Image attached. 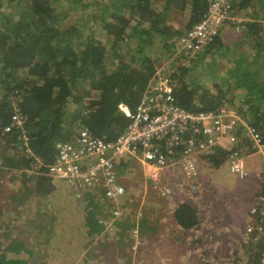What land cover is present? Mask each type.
I'll use <instances>...</instances> for the list:
<instances>
[{
  "label": "trees",
  "instance_id": "1",
  "mask_svg": "<svg viewBox=\"0 0 264 264\" xmlns=\"http://www.w3.org/2000/svg\"><path fill=\"white\" fill-rule=\"evenodd\" d=\"M64 1L69 8L86 9L90 5V0H3L8 11L0 10V167H38L35 188L31 190L38 197L48 196L55 189L51 178L43 173L56 157V143L70 139L82 126L106 141L115 140L130 122L120 105L130 113L135 111L156 65L164 56L172 55L180 37L202 19L209 5V0H109L99 19L107 47L91 33L84 38L78 29L64 28L60 20L66 9L57 8ZM155 2H161V7H154ZM4 3L0 2V7ZM233 14L251 18L240 24L242 34L254 37L255 55L233 62L235 66L227 76H221L222 82L215 83L214 89L204 84L191 86L186 77L192 66H198L179 65L169 75L176 81L173 96L179 106L192 112L214 111L237 97L241 100L238 113L264 137V32L260 21L264 19V0H237ZM174 19L178 26L173 24ZM219 36L197 55L203 52L213 57L224 49ZM155 46L161 49L160 55H154ZM234 90L241 91L235 94ZM16 107L26 121L22 127L11 126L10 131L3 133V128L11 125ZM22 135L28 137V147L22 145ZM228 154L229 151L216 148L206 160L219 167ZM262 184L264 189V181ZM92 190L100 191L103 198L101 189ZM94 198L87 194L83 207L90 235L105 230V225L98 221L101 204ZM102 216L111 217L112 213ZM172 216L184 231L199 224L196 205L189 199L180 202ZM121 220L115 222L119 230L114 244L118 256L129 260L132 241L124 242V235L135 225L124 217ZM157 225V220L144 216L137 227L141 236L153 241ZM76 226V222H66V213H60L50 241L56 239L60 230L69 234ZM10 235L8 231L2 234ZM1 246L4 253H0V264H29L23 255L28 251L26 245L18 237H10ZM247 249L243 264H261L259 253Z\"/></svg>",
  "mask_w": 264,
  "mask_h": 264
},
{
  "label": "built area",
  "instance_id": "2",
  "mask_svg": "<svg viewBox=\"0 0 264 264\" xmlns=\"http://www.w3.org/2000/svg\"><path fill=\"white\" fill-rule=\"evenodd\" d=\"M236 1L209 0L202 19L180 37L169 61L186 65L189 59L216 39L227 22L239 30L244 20L233 14ZM162 72L160 67L156 68L133 113L120 105V109L130 117V122L115 140L106 141L82 126L70 139L56 143V157L43 173L51 179L67 180L78 197L82 188L101 189L103 198L114 203L111 221L106 223L103 218L99 219L100 223H106V229L111 228L113 221L122 215L118 202L125 194V188L116 169L122 161L136 160L144 168L148 166L153 188L162 196H169L172 190L160 184L161 173L178 170L186 189L194 193L199 189L198 160L213 154L216 148L229 151L225 162L229 172L239 178L249 174L241 144L247 147L248 154L264 156V137L234 106L224 104L214 111H189L175 102L174 81L170 74L163 75ZM15 109L11 125L5 126L3 133L10 131L11 126L22 127L26 121L20 109ZM19 139L23 146L28 147L26 135ZM28 171L39 172L38 167ZM257 179L259 189L251 198L247 210L250 220H247L240 243L251 248V252L259 253V261L264 264V170ZM136 214L139 218L141 211ZM131 234L130 250L137 261L142 242L137 226Z\"/></svg>",
  "mask_w": 264,
  "mask_h": 264
},
{
  "label": "rangeland",
  "instance_id": "3",
  "mask_svg": "<svg viewBox=\"0 0 264 264\" xmlns=\"http://www.w3.org/2000/svg\"><path fill=\"white\" fill-rule=\"evenodd\" d=\"M108 1L109 0H90V5L86 9L78 6L69 8L66 1H64L61 4L57 5V8L59 10H63L62 8L66 9V14L63 16L64 18H61L60 21L64 28L70 30L74 28L78 29L80 31V36L84 38L91 33L90 35H93L97 39L101 40L108 47L109 43H107L106 41V37L104 36L105 33L101 27L99 20L100 15L105 14L102 8L104 7V5H107L109 3ZM0 2L4 3L3 0H0ZM160 4L161 2H155L153 6L156 8H160ZM5 6L6 5L4 3L0 7V10H5L7 12L8 8H5ZM95 16H97V18H95ZM173 24L175 26L179 25L176 19H174ZM233 30L236 32H234V34L233 32L231 34L229 32L231 38H227V40H224V49H220L219 53L212 57L211 54L202 52L196 55L194 57V60L186 63L187 65H189L190 63L198 66L197 68L192 66L190 68L191 72L186 77V79H189L191 86L196 87L197 85L204 84L206 87L214 89V84L216 83V81H219V83H217V85H219L222 82L221 76L228 75V73H219L218 69L221 70L220 72H224V70H226L228 66H233V62H236L242 58H247V52L250 51L251 53V51H253V48L251 47L254 44V37L248 34H242L241 28L239 30L233 28ZM242 35L246 37V40L240 41L239 44V40H235V38H239ZM130 43L133 47L135 41L132 40L130 41ZM121 48H124V45H122ZM241 50H243V53L240 52ZM250 53L248 54L250 55ZM160 54L161 49L155 46L154 55ZM169 59L170 56L166 55L161 59V62L156 65V68L160 67L162 69L163 75L172 74L170 72L175 70L177 66L183 65L181 62L169 61ZM247 59L249 60L250 58ZM176 74L178 75L179 73ZM227 79L229 81V84L233 86V84H231V79ZM173 81L176 84V81ZM240 91L241 90H234V93H240ZM225 104L234 106L236 109H239L238 107L241 104V100L237 97H234L232 102L227 100L225 101ZM241 150L243 152V148H241ZM206 157L207 156H202L198 160L199 181L201 187L203 185V181H206L210 186L209 189L204 192L203 196L199 195L197 190V198H194V193L186 189L183 176L179 173L178 170L161 173L160 184H164L170 187L172 190L169 196H162L157 189L153 188V183L149 177L150 171L148 166H145L144 168L143 165H141V163L136 160L122 161L117 165L116 169L118 172V179L125 188V194L118 202V206L120 207V209H122V215L115 219L112 224L113 226L111 228L105 229L104 232L114 233L117 229L115 227V222L122 221L118 219H122L123 217L129 220L130 223L135 225L134 227L138 226V222L144 216H146L150 221H158L157 230L154 234L153 239L154 242L148 241L146 239V248L144 247V238L140 235L141 232L138 228V233L141 236L142 241L140 248H138L139 256L137 261H135L134 256L136 255H132L129 264H163L164 262L167 263V260H171L170 258H163V253H161L162 251H160L159 248L157 250V247H153V244L155 243V241H157L158 243L160 237L162 239V234H160V231H162L164 228L161 227L164 225L165 219L167 223H169L168 221H172L171 219L168 220V217L170 216V210L174 207V204H178L179 202L185 201L187 199L193 201L196 205L200 225L196 227L198 229L194 228L191 232H188L190 236H188L187 234L181 236V239L183 238V247H189V249L194 251V255H196V260H199V264H236V261H238V264H243L246 262L248 249L245 246L241 245L240 237L243 234L244 228L247 223V220L245 219V213L247 212L251 198L255 193L254 189H256L255 176L257 173L261 172V170L264 169V156L256 153L248 154L243 152L245 168L249 173L248 176L244 178H239L236 175L230 173L226 162L218 168L211 165L206 160ZM11 188L15 189V187L13 186H11ZM58 190L60 192L66 191L68 190V187H59ZM99 192L100 191L95 192L92 190L88 193L99 199L102 214H100L98 219L103 218L107 223L108 219L109 222L111 221V217H105L102 215L110 212L111 208L114 206V203H110L107 199H102V197L99 195ZM68 195L69 199L65 204L66 207L60 209L61 213L65 214L68 210H74L76 211L75 213L77 216H84L82 215L84 213L83 210L79 212L82 205L80 201H82L83 196L81 199L76 198L78 196L76 195L75 191H73V194L69 192ZM237 197L239 198L237 199ZM95 198L94 200L96 201ZM36 199L32 201V204L36 205ZM199 199L200 202H198ZM57 204H59V202ZM137 211H141V215L139 216V218H137ZM23 212L28 213V220L31 222L30 209L25 207L23 208ZM16 215L17 213H14L11 215V217L15 218L14 216ZM53 215L54 214L49 212L48 217L46 216V226H50V220H52ZM44 219L45 217L42 216V218H40V221H43ZM10 223L13 226L20 224V222L16 221ZM224 224L228 225L227 228L229 229L230 236L233 238L232 241L228 242L229 244L227 243V247L226 243H223V246H220L221 243H219V240H221L222 242L223 239L221 234H217L225 231V228H221ZM217 226L220 228H218ZM83 228V222H81L80 228L76 230V232H81L82 234L81 244L83 245L85 242H87L89 250L96 251V249L94 248L97 246L95 237H86ZM132 229L133 227L127 229L126 234L124 235V242L131 241L130 238H132ZM168 229H170V226H168ZM21 230L22 234L25 230L23 228ZM7 231L10 232V229H8ZM193 231L197 233L196 235L200 238L196 237ZM215 231L217 232L215 233ZM172 232L175 231L172 230ZM52 233H55V227L53 228ZM47 235L48 233H44L42 231L43 238H45ZM67 236L73 237L75 235L73 232H71L67 234ZM10 237L14 238L16 236H14L13 234L9 237H3V242L0 245L4 246L5 244H7L10 241ZM173 237L175 238V235H173ZM189 237L190 240H187ZM179 238L180 236H178L177 239ZM189 241L191 242L190 244ZM224 241L226 242V240ZM99 242L101 241H98V243ZM70 244H73V242H70ZM67 245H69V241L66 239L63 244V248L67 247ZM79 245V240H77V246ZM149 245L152 247H150ZM37 247L43 248L44 246L40 244L37 245ZM0 251H2V249H0ZM42 256V254L37 255V257L39 258H41ZM120 264H122L121 260Z\"/></svg>",
  "mask_w": 264,
  "mask_h": 264
},
{
  "label": "crops",
  "instance_id": "4",
  "mask_svg": "<svg viewBox=\"0 0 264 264\" xmlns=\"http://www.w3.org/2000/svg\"><path fill=\"white\" fill-rule=\"evenodd\" d=\"M234 15L239 17L237 14ZM246 18L245 19L242 18V20L246 21L251 19L249 17ZM260 21L262 22V28L264 32V19ZM233 28L234 27L231 24H229V22L225 23L221 27L220 36L218 38L219 43L223 44L224 40H227V38H231L229 32L230 34L232 32L233 34L234 32H236L233 30ZM262 35L264 37V33ZM235 40H239L238 43L240 44V41L246 40V37L242 35L239 38H235ZM243 50H241L240 52L243 53ZM248 53H250V51L247 52V56L249 55ZM253 55H255V50L251 51L249 58L252 59ZM233 66H235V64H233ZM233 66H228L227 69L224 70V72H220L221 70L218 69V72L228 73ZM217 83H219V81H216V84ZM228 147H230V145H228ZM241 147L243 148V151L247 153V147L243 146V144H241ZM263 170H261V172ZM261 172L257 173L255 176V180H256L255 183L256 189H254L255 193L259 189V179H257V176ZM36 174L38 173H35L33 171H28V169L9 170L7 168L0 167V207H2L0 208L1 209L0 210V243L3 242L2 241L3 232H6L8 229H10L11 235L14 234V236L18 237L26 245L25 248H27L28 251L24 252V254H26V257L24 256L23 257L26 259L28 258L29 264H120V260L122 264H129V262L131 261L132 253L131 256L129 257V260L127 257H120L118 256L117 246L115 247L114 244V241L117 240L118 238L116 231L119 230L116 224L115 227L117 229L115 230L114 233H108L102 230L100 233L90 235L87 230L88 227L85 225L86 208L84 210L83 207H86L87 194H89L88 192H91L92 189L82 188L79 190V197H76L78 199H81L83 196L82 201H80L82 205H81V210L79 212L83 210L84 213L82 215L84 216L82 217H79L77 215L72 216L70 215V212L76 214L75 213L76 211L68 210V212L66 213V216H68L66 217V222H76L77 223L76 230L80 228L81 222H83V227H84L83 230L85 232L86 237H95V240L97 241L96 243L97 246L94 247L96 251L89 250V247L87 246L88 244L87 242H85L83 245L81 244L82 234L81 232H76V230L73 231L75 235L73 237L67 236L65 230H60V232H58L57 235L55 236L56 239H54L53 241H49L51 239V236L53 235L52 233L53 228L55 227V224H57V220L59 219L61 213L58 205L65 206V204L69 199L68 193L70 192L73 194V191L75 190L67 180L62 181L63 179L62 180L51 179L53 185L55 186L53 192L48 196L38 197L34 193H31V190H34L35 188L34 177ZM197 181L199 183L198 193L199 195L203 196L204 192L207 189H209L210 185H208L206 181H203L202 183L203 185L201 187L199 176ZM11 186L15 187V189H12ZM59 187H68V190L60 192L58 190ZM196 191L194 192L195 194L194 198H197ZM238 198L239 197H237V199ZM34 199H36V205L32 204V201ZM95 199L96 201L100 202L99 199L97 198ZM58 202L59 204H57ZM198 202H200V199L198 200ZM178 204L175 203L174 207L170 210V216L168 217L169 218L168 220L171 219L172 221H168L169 223H167L165 219L164 225L161 227L164 228L162 231H160V234H162V239L160 237L158 243L157 241H155L153 247H157V250L159 248V250L162 251L161 253H163V258L171 259V260H167V263L164 262L163 264H199V260H196V255H194V251L189 249V247H183L182 245L183 238L181 239V236L185 234L190 236L188 232L189 231L191 232L192 229L188 231H184L181 227H179L175 223V221H173L172 213L174 209L178 206ZM25 207L30 209L31 222L28 220L29 218L28 213L23 212V208ZM49 212H51L54 215L52 216V220H50L51 223L50 226H46V221H47L46 216L48 217ZM14 213H17V215L14 216L15 218L11 217V215ZM42 216H44L45 219L43 221H40V218H42ZM245 219L250 220V218L247 216V212L245 213ZM13 221L20 222V224L13 226L10 223ZM198 225H200V223ZM168 226H170V229H168ZM227 226L228 225L224 224L223 227L221 228L222 229L225 228V231L221 233H217V234H221L223 239L222 242L221 240H219L220 241L219 243H221L220 246H223V243H226V247H227L228 246L227 243L232 241L233 239L230 236L229 229L227 228ZM104 227L106 229V225ZM22 228L25 231L21 234ZM172 230H174L175 232H172ZM42 231L44 233H48V235L45 238L42 237ZM62 232L63 234H61ZM216 232L217 231H215V233ZM193 233L195 232L193 231ZM196 234L197 233H195V235ZM173 235H175V238L173 237ZM178 236H180L179 239H177ZM196 237L198 236L196 235ZM143 238L145 244L144 247L146 248L147 241L145 237ZM66 239L69 241V245L63 248V244ZM130 239L132 241V238ZM77 240H79V244H80L79 246H77ZM187 240H190V237ZM224 240H226V242ZM98 241L101 242L98 243ZM70 242H73V244H70ZM190 243L191 242L189 241V244ZM40 244L43 245L44 247L43 248L37 247V245ZM1 248H3V246H1ZM0 253H4V251H0ZM38 254H42L43 256L39 258L37 257ZM20 257H21V252H20Z\"/></svg>",
  "mask_w": 264,
  "mask_h": 264
}]
</instances>
